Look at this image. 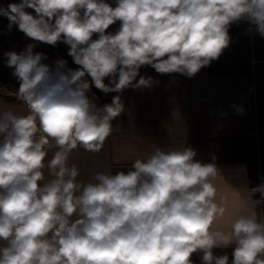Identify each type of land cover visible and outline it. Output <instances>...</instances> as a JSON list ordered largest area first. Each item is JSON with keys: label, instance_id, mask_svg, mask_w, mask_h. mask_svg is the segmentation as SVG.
<instances>
[{"label": "clouds", "instance_id": "9594fccd", "mask_svg": "<svg viewBox=\"0 0 264 264\" xmlns=\"http://www.w3.org/2000/svg\"><path fill=\"white\" fill-rule=\"evenodd\" d=\"M0 16L34 42L68 45L78 66L46 63L36 43L4 53L27 113L0 108V264H264V183L243 188L246 208L225 229L220 170L191 146H158L87 182L69 162L102 149L126 90L153 86L142 67L191 79L229 47L233 24L264 38V0H20ZM93 87L116 95L101 106ZM229 248L231 260L215 253Z\"/></svg>", "mask_w": 264, "mask_h": 264}, {"label": "crops", "instance_id": "0c3cea01", "mask_svg": "<svg viewBox=\"0 0 264 264\" xmlns=\"http://www.w3.org/2000/svg\"><path fill=\"white\" fill-rule=\"evenodd\" d=\"M19 2L0 0V6ZM107 2L115 6V0ZM27 11L35 15L32 9ZM8 24V19L0 16V85L10 82L13 86L9 93L0 92V108L24 115L27 107L17 99L19 83L6 66L4 53H19L26 45L36 43L34 51L47 54L46 63L64 59L69 68L78 66L67 55L68 45L34 42L15 25L9 30ZM119 25L117 22L107 31L114 33ZM249 27L247 22L233 24L229 47L191 79L177 73L161 75L151 67H142L141 75L154 77L155 83L149 89L123 93L126 110L113 121L112 134L98 153L83 148L72 152L69 162L79 168L78 179L87 182L96 172L126 171L135 159L145 158L158 146H191L197 152L196 159L214 162L220 170L221 176L214 183L217 199L223 195L227 201L220 221V226L227 229L236 214L246 208L241 199L243 188L264 183V38L249 31ZM92 93L101 106L116 95H106L94 87ZM241 108L242 113L238 111ZM254 199H259V194ZM256 211L264 220V204ZM231 251L216 249L215 253L227 252L231 260ZM192 259L200 264L199 254Z\"/></svg>", "mask_w": 264, "mask_h": 264}, {"label": "rangeland", "instance_id": "374dc122", "mask_svg": "<svg viewBox=\"0 0 264 264\" xmlns=\"http://www.w3.org/2000/svg\"><path fill=\"white\" fill-rule=\"evenodd\" d=\"M13 89V86L10 82H6L5 84L3 85H0V92H11Z\"/></svg>", "mask_w": 264, "mask_h": 264}]
</instances>
